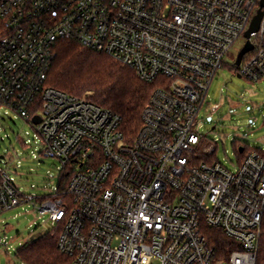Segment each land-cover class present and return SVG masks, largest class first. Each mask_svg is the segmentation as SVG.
Segmentation results:
<instances>
[{"label": "built area", "instance_id": "obj_1", "mask_svg": "<svg viewBox=\"0 0 264 264\" xmlns=\"http://www.w3.org/2000/svg\"><path fill=\"white\" fill-rule=\"evenodd\" d=\"M262 1L0 0V124L14 111L44 155L61 162L39 213L70 264H256L264 151L229 169L213 159L199 116ZM60 40L155 84L134 139L119 115L47 85ZM250 42L234 73L263 81L264 17ZM35 199L0 164V215ZM208 231H222L231 246L219 250Z\"/></svg>", "mask_w": 264, "mask_h": 264}, {"label": "rangeland", "instance_id": "obj_2", "mask_svg": "<svg viewBox=\"0 0 264 264\" xmlns=\"http://www.w3.org/2000/svg\"><path fill=\"white\" fill-rule=\"evenodd\" d=\"M241 38L215 76L199 116V131L216 148L214 160L231 170L238 167L241 145L264 151V80L253 82L234 73V58L244 47ZM233 56V57H232ZM218 109L213 111L212 108ZM0 124V164L19 189L36 199L0 215V264H23L17 254L38 238L53 233L48 216L39 213L41 200L58 186L61 162L44 155L41 139L30 123L14 111Z\"/></svg>", "mask_w": 264, "mask_h": 264}, {"label": "trees", "instance_id": "obj_3", "mask_svg": "<svg viewBox=\"0 0 264 264\" xmlns=\"http://www.w3.org/2000/svg\"><path fill=\"white\" fill-rule=\"evenodd\" d=\"M236 69L233 65V70ZM47 85L75 97H86L119 115L127 141L134 139L140 131L143 111L155 89V84L142 82L132 69L109 55L85 48L73 40L57 43L56 59ZM241 146L244 151H237L239 158L252 150ZM207 234H213L212 240L219 250L231 246L222 231H208ZM57 235L46 234L23 247L17 254L19 260L24 264H70V259L58 248ZM256 264H264V218Z\"/></svg>", "mask_w": 264, "mask_h": 264}, {"label": "water", "instance_id": "obj_4", "mask_svg": "<svg viewBox=\"0 0 264 264\" xmlns=\"http://www.w3.org/2000/svg\"><path fill=\"white\" fill-rule=\"evenodd\" d=\"M264 0L261 2V9L258 11V14L254 17L253 21L251 22V25L247 32L245 33V38L247 39V42L245 43L244 47L240 50L236 61H235V66L239 67L241 65V62L244 58V56L251 52L253 50V45L250 42L251 35L255 32H257L260 28L262 19L264 17ZM239 78H241L240 75H237ZM35 123L38 124L40 123L41 119L40 117L35 118ZM244 147H239V152L243 153ZM0 159H4V156H1Z\"/></svg>", "mask_w": 264, "mask_h": 264}]
</instances>
